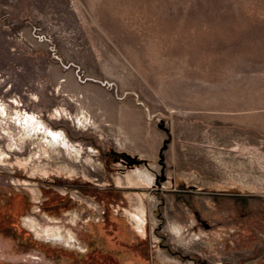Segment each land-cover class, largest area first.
Instances as JSON below:
<instances>
[{
	"label": "rangeland",
	"instance_id": "rangeland-1",
	"mask_svg": "<svg viewBox=\"0 0 264 264\" xmlns=\"http://www.w3.org/2000/svg\"><path fill=\"white\" fill-rule=\"evenodd\" d=\"M0 149V264H264V0H0Z\"/></svg>",
	"mask_w": 264,
	"mask_h": 264
},
{
	"label": "bare ground",
	"instance_id": "bare-ground-1",
	"mask_svg": "<svg viewBox=\"0 0 264 264\" xmlns=\"http://www.w3.org/2000/svg\"><path fill=\"white\" fill-rule=\"evenodd\" d=\"M5 110V109H4ZM48 132V131H47ZM46 133V132H45ZM50 133V132H49ZM57 137H55V135H51V139H48V141H47V146H49L50 148H52V149H56L57 148V146H58V144H60L61 142H59L57 139H56ZM60 138V137H59ZM62 145H64L65 143H61ZM42 146V145H41ZM41 146H40V144L38 143L37 144V146L36 147H40L41 148ZM57 150V149H56ZM39 152V151H38ZM38 152H35L34 153V155L35 154H37ZM70 152L71 151H69V149H68V147H67V149H66V153H67V157L70 155ZM4 154H5V152L4 151H1V149H0V161L2 160V157L4 156ZM41 155H43V156H45V157H47V155H48V152L46 151V149L44 148H42V151L41 152H39L38 153V160H42L41 158H42V156ZM74 158H76V156L74 157ZM25 162V161H24ZM23 162V163H24ZM42 162V161H41ZM40 166L39 167H41L42 165L41 164H39ZM64 166V165H63ZM65 169H67L66 167H64ZM71 171V170H70ZM136 210V209H135ZM130 218L131 219H133V221H134V223H135V225H136V227L138 228L137 230H142V225H143V210H142V208H137V210L134 212H131L130 214ZM135 227V228H136ZM56 231H58L57 229H56ZM52 233V232H51Z\"/></svg>",
	"mask_w": 264,
	"mask_h": 264
}]
</instances>
